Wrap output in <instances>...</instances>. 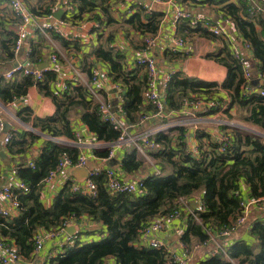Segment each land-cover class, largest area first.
<instances>
[{
    "label": "trees",
    "instance_id": "16d2710c",
    "mask_svg": "<svg viewBox=\"0 0 264 264\" xmlns=\"http://www.w3.org/2000/svg\"><path fill=\"white\" fill-rule=\"evenodd\" d=\"M210 3L225 4L219 11L230 18L238 34L250 45L252 59L255 61L256 71L264 77V18L256 12H250L246 4L240 0L231 3L230 0H207ZM3 2V1H1ZM75 12L71 15V22H79L84 15H92L98 28L120 25L130 29L140 36L141 42L133 48L134 51L143 48L144 36H155L159 33L162 14L156 11L145 13L143 4H137L136 11L117 22L111 16V6L116 0H71ZM120 2H123L121 0ZM264 7V0L258 1ZM26 4L28 5L27 1ZM38 17H45L47 8L30 9ZM189 20H184L176 26V36L191 37L193 34L215 38L200 25L191 27ZM19 24L18 19L11 23ZM4 22L0 19V66L9 64L16 58L14 50L16 35L13 29H3ZM261 30H257L256 26ZM49 36L61 46H67L59 35L48 31ZM35 37L29 40V50L25 53L26 63L37 66L45 62L43 49L50 44L44 36L34 31ZM128 34V32H127ZM114 33H110L107 41L110 45ZM78 46L75 45V48ZM223 53L211 56L215 62L227 69V75L220 84L203 82L194 78L182 77L179 73L170 75L166 87V106L170 111H179L184 99L191 97L202 99H216L219 107L209 111L211 115L221 111L230 114L231 109L243 111V121L257 127L264 133V96L257 94L243 95L241 86L244 83L241 67L232 58L228 49ZM95 57L105 63L113 83L123 87L122 110L124 120L129 126H134L144 110H153L145 106L142 93L146 86V73L140 74L137 69H126L123 65L124 55L113 50L110 46L99 45L94 50ZM223 54V55H221ZM58 56V55H57ZM180 53L167 51V60L180 58ZM59 62L61 61L58 56ZM137 68V67H136ZM142 69V68H141ZM143 70V69H142ZM144 71V70H143ZM92 72H88L89 77ZM44 80L35 82L29 76H22L19 82H5L3 74L0 77V104L6 105L15 99L26 96L29 87L35 85L43 94L50 97L55 105V112L51 117L32 118L29 109L24 108L17 113L23 123H30L33 129L47 134L52 138H65L76 141V131L71 124L72 114L79 115L80 122L92 134L93 140L110 144L115 142L120 131L109 122L101 119L99 105L92 100L84 87L76 82L64 81L66 89L60 91L55 87L53 93L49 83H54L57 75L51 69L43 71ZM220 92L225 98L220 97ZM219 94V95H218ZM218 95V96H217ZM215 97V98H214ZM224 125L219 131L228 136L231 142L219 151V143L203 131L194 134L197 140L198 155L193 157L187 151L185 131L174 127L165 132H159L150 137L154 148L148 149L149 156L162 172L161 176L148 175L144 180L141 194L126 193L110 194L106 189L103 172L92 176L91 181L96 185L94 197L72 192L73 180L68 179L54 197L49 208H45L40 199V188L53 172L61 157L66 155L73 164L79 159V149L67 144L54 141H44L37 157L28 164L17 166V176L27 191L15 190L19 201L16 217L4 219L0 216V236L17 249L19 255L29 260L33 253V239L37 229L46 231L56 230L65 222H76L80 217H87L102 226L103 237L88 243L78 242L73 248L62 255L49 259V264H103L105 259L112 258L115 264H176L175 252L167 246L159 249L139 246L143 230L155 219L169 217L173 212H179L182 233L176 239L186 251L193 248H207L210 236L218 235L222 231L233 230L237 217L242 212L244 198L241 186L248 189V199L264 197V142L252 135H244L238 129L231 130ZM223 130L225 132H223ZM134 131V130H133ZM132 131V132H133ZM135 132V131H134ZM133 132V133H134ZM11 138L6 145L11 157L23 156L35 142L37 135L26 132H10ZM176 141V142H174ZM121 159V169L126 174H135L147 166L133 146L125 147ZM99 158L108 156L107 149L95 150ZM46 184V183H45ZM200 195L202 209H192L191 213L183 212L177 204L180 200L188 203L195 195ZM193 215L199 219L196 222ZM248 224V234L251 240L237 239L226 244L227 240L236 233L223 239V251L216 256L208 255L198 264H231L226 257L238 264H264V219L254 217ZM244 226V225H243ZM179 248V246H178Z\"/></svg>",
    "mask_w": 264,
    "mask_h": 264
},
{
    "label": "built area",
    "instance_id": "2783aa9c",
    "mask_svg": "<svg viewBox=\"0 0 264 264\" xmlns=\"http://www.w3.org/2000/svg\"><path fill=\"white\" fill-rule=\"evenodd\" d=\"M3 1V2H1ZM27 0H0V4L3 3L6 7L10 8L13 12L15 19H18L19 24L15 27L16 39L14 50L16 55L20 51H24L25 41L29 35L33 34L34 31L40 32L45 39L49 42L51 40L49 32L53 31L57 35L61 36L62 27L66 26L71 22V15L75 12L74 5L71 0H53L52 5L47 7L49 13L45 17L35 16L28 5ZM135 0H123L124 4L133 3ZM146 3L143 4L144 12L151 13L155 11V8L162 3L166 2L168 5H172V10L170 17L172 19L173 25L177 26L184 20H189L191 27L200 25L201 29H205L210 35L219 39L224 43L225 47L230 52L233 59L240 65L242 75L244 78V83L241 86V92L243 95L257 94L264 96V77L261 76L254 68L251 66V61L249 56L252 54L250 51L249 43L237 33L236 28L230 18L222 13L216 14L215 17H203L195 14L193 12L187 11L186 9L174 5V0H145ZM242 3L246 4L250 12H256L264 18V7L258 2L259 0H240ZM236 2V1H235ZM58 11H62V15L59 19L55 18V14ZM163 21V19H162ZM161 21V22H162ZM161 25V24H160ZM97 27V25H96ZM264 32V31H263ZM159 34L155 36H145L142 40L143 48L134 52L133 65L142 68L146 73V86L142 93V99L145 106L150 105L153 110H144L140 116L139 121L133 126L127 125L124 120L125 113L122 110V94L123 90L120 89L118 84L111 82L110 84L115 87L116 95L114 101H106L102 96V91L104 89V81L106 80V75H103L99 70L93 71L91 76L86 79L79 68L72 64H69L71 69L72 79L71 81L78 83L85 88L89 96L94 102L99 105V114L102 120L109 122L114 128L120 131L119 138L110 144L101 143L97 144L99 147L94 146L96 150L107 149L108 156L106 160L114 158L115 152L120 149H124L127 146H133L137 151V154L145 160L150 168V174L155 176H161L162 172L157 168L154 162L151 160L147 150L154 148L153 142L150 141V137L159 132L168 131L171 128L178 127L183 128L186 136L187 151L193 157L198 155L197 140L194 137L197 131H203L208 134L211 139L220 144L219 151H224V148L231 142V138L225 136L222 133V137L216 138L212 133L207 130L211 124L216 127L224 126L223 120L218 117H212L209 111L216 110L219 107L218 101L215 99H202L191 97L190 99H184L182 107L179 111H170L166 106V87L169 81L170 75H164L160 80V75H158V65L157 60L151 55L153 48L158 40ZM186 41L183 38L176 37L170 43L168 50L171 53H177L180 49L186 48ZM27 52V51H26ZM21 54V53H20ZM48 65H51L52 70L58 75L59 71V58L55 52L49 53L47 57ZM48 68L40 70L37 66L28 65V63L17 62V64L9 71L4 72L3 79L6 82H11L16 75L30 76L35 82H42L44 80L43 71ZM51 69V68H49ZM65 80L60 82L58 78L55 82L56 88L60 91L66 89ZM1 109H5L4 106L0 105ZM225 106H222L221 111L217 114L222 115ZM152 122H156L159 125H151ZM3 121L0 119V145H7L11 135L8 133H2ZM135 132H134V131ZM134 133H133V132ZM258 137L264 142V133L255 132ZM95 141V140H94ZM176 142V141H174ZM60 144H67L66 142H60ZM69 145V144H67ZM71 146V145H70ZM77 147L79 144L73 145ZM80 152V149H79ZM87 156L80 152L79 159L76 164H73L71 160L63 155L56 167V169L50 173V176L46 182L52 181L54 178H59L64 175L67 178L69 175L68 171L72 167H82L87 168ZM29 167H33L32 163H28ZM88 172V177L84 183L73 182L71 186L72 192H79L83 195H88L94 197L96 194V185L91 181L92 176L98 175L99 172H103L105 178L106 189L110 194L115 193H126L131 195L141 194L144 187V180L147 177L145 174H139L136 177L124 178L120 175L119 171L109 167L103 170H90L86 169ZM18 190L24 192L27 188L19 182L17 185ZM178 208H182L183 212L188 211L191 213L193 207L185 200H180L177 204ZM256 207L258 210L264 211V197L260 199H247L243 202L242 212L237 217L233 230L222 231L220 234L210 236V242L213 246L209 247V255L211 257L216 256L219 252L223 251V239L229 238L234 230L245 225L248 220L251 208ZM197 209H202L200 202ZM19 201L14 190L7 185L0 183V216L4 219H10L13 212L18 213ZM182 215L179 212H173L169 217H163L161 219L153 220L148 227H146L139 240V246H145L147 248L159 249L164 245L159 237V233L163 230V225L166 228L167 224H171L176 220H180ZM196 222L199 219L193 215ZM73 222V221H71ZM71 222H65L61 225L59 229L46 231L41 229L39 232L35 233L33 239V253L36 255L41 252L46 243L49 241H55L59 235L65 233L68 225ZM180 222V221H179ZM180 227V228H179ZM175 229V232H179L177 237L182 233L181 225ZM79 241V236L73 234L65 237L61 240L60 249L63 250L60 255H62L66 250L73 248ZM179 249L182 251V255L175 256L176 264H189L190 257L188 251L183 249L181 244H178ZM226 259L231 264H236L235 260H231L226 257ZM26 259L22 258L14 245L7 242L6 239L0 236V264H27ZM42 264H49V258L43 261ZM238 264V262H237Z\"/></svg>",
    "mask_w": 264,
    "mask_h": 264
},
{
    "label": "crops",
    "instance_id": "0c3cea01",
    "mask_svg": "<svg viewBox=\"0 0 264 264\" xmlns=\"http://www.w3.org/2000/svg\"><path fill=\"white\" fill-rule=\"evenodd\" d=\"M120 1L121 0H116V2L111 6V16L117 22H121L124 17H127L128 15L136 11L138 8L136 6L137 4L139 5L146 3L145 0H135L130 4H124ZM52 2L53 0H27L28 8L32 9L33 7V9L36 10H45V8L52 5ZM230 2L235 3V0H230ZM174 5L180 6L187 11L198 14L199 16L215 17L216 14L221 13L219 10L225 4L210 3L207 0H174ZM171 10L172 5H168L166 2L155 8L156 12L162 14L161 19H163V21L161 20L162 22L159 27L158 40L155 44V47L153 48V51L151 52V55H153L157 60L159 69L158 75H160V80L164 75L179 73L182 77L194 78L203 82H215L217 84L222 83L226 78L227 69L210 58L211 56L223 53V49L226 48L224 43H222L219 39L208 38L197 34H193L189 38H183L185 39L187 45L185 49L179 50L178 53L181 54L180 58L170 61L167 60V58L165 57V53L169 51L168 47L176 36V26L173 25L170 13H168ZM91 17L92 15H84L81 21L75 23L70 22L66 26L62 27V35L60 37L67 42V46H61V44L51 39L49 40L51 49H43V55L45 58V62H47L49 53L57 51L60 54V67L56 68L59 70L57 71L59 72L57 75V79L59 78L60 82L62 80H65L70 83L72 75L69 64H72L75 67L79 68L82 75L86 79H88L89 77V70L90 72L99 70L103 75H106L102 96L106 101H114L116 89L113 86V83L112 85L110 84L111 78L106 65L102 61L98 60L93 52L101 44L105 47L111 46L113 50H117L124 55L123 65L126 69H137L139 70L137 72H139L140 74H144V71L141 68H136V66L133 65V57H131L135 52L133 48L141 42V39L140 36L132 32V30L122 28L120 25H113L111 27L108 26L106 28L102 27L95 30L94 28H96V24L92 19H90ZM0 19L4 22V25L2 27L3 29H13L14 31H16L15 27H13L11 23L16 21L17 19L14 18L12 10L6 7L3 3L0 4ZM256 28L258 31L261 30L260 26L258 25L256 26ZM111 32L114 33V37L109 45L107 37ZM34 37V34L28 36L25 41L23 53H19L16 58L9 64H5V66L3 67L0 66V77L2 76V74H4V72L11 70L18 61L24 64L26 63L25 53L29 48V40L33 39ZM53 42L57 43L60 46L61 52L57 49ZM75 45H77L78 47L75 48ZM249 58L251 61V66L255 71L256 62L253 61L251 55L249 56ZM47 68H51L52 70L53 67H51V65H48ZM20 79L21 75H16L10 83H13V81L19 82ZM55 82L49 83V88L53 93L55 92L56 87ZM119 87L123 90V87H121V85H119ZM219 94L221 98H225V95L222 92H220ZM2 106H4L5 109H1L0 119H2L3 123H6L10 127L8 134H10V132L25 131L23 127L24 124H27L31 127L30 123H23L17 117V113L24 108L29 109L32 118L43 119L51 117L55 112V105L53 104L51 98L43 94V92H41L35 85L28 88L26 96L15 99L13 102ZM233 109H231L229 113H231ZM218 116L223 120L226 126H230L229 123H227V121L224 119L225 115H212V117ZM71 124H73V126L75 127L77 136L76 141L67 140L65 138L54 139L47 134L36 131L35 135H37L38 139L33 142V144L29 147L30 149L25 153V155L16 157H11L9 155L6 149V145H0V183L9 185L14 191L17 190V185L20 182L16 173L17 166L23 163L28 164L29 162L33 161V159L37 157L44 141H54L56 143L66 142L67 144H69V146L71 145V147H73V145L75 144H79L80 152L84 153L87 156V168H89L90 170H103L112 167L119 171L120 175L126 179L130 177H136L139 174H145L147 176L150 174L151 171L148 167L147 169L145 168L142 171L140 170L135 174H126L121 169L120 162L125 153V148L117 150L115 152L114 158L110 160L97 157L94 154V151L96 149H94L93 147H99V145L97 144L101 143H96L97 141L93 140L92 134L80 122L79 115L72 114ZM151 125L159 124L151 123ZM207 130L216 138L222 137L223 135L219 131V128L214 124H211L209 127H207ZM226 132L228 135H230L229 131ZM86 169L82 167H72L68 171L69 175H67V178H64V175H62L59 178H54L50 182H45L46 184L44 183L40 188V199L43 206L45 208H49L52 205L54 197L57 195L63 184L68 179H71L76 183H84L87 178V174L85 172ZM241 192L243 193L245 199L249 198L248 189L245 185L241 186ZM199 198V194L195 195L193 197V200L189 201V204L193 208L194 205L195 207H198V204L200 202ZM17 214V212H13V216L10 219L16 217ZM254 217L264 219V211L261 212L258 211L256 207H252L247 221L251 220ZM179 225L180 222L178 220L174 221L171 224H167L165 231L166 234H161L160 237V239H162L163 241H165L164 238H166V246L170 249V251L175 252L177 254L176 256L182 255V251L178 248V244L176 242V239H178V237H176V239L173 238L172 240H167V235L169 232L173 233V231H175V229L179 227ZM40 230L41 229H37L35 233L39 232ZM69 234H77V236H79V241H81L82 243L100 240L104 235L101 224L94 223L87 217H80L78 221L71 222L68 225L67 229H65V233L59 235L55 241L47 242L41 252L37 253L34 256L32 255L29 260H25L26 263L42 264L46 259H53L56 256L60 255L63 251L60 249L61 240L69 236ZM237 239L251 240V237H249L248 234V226H246V224L238 228L236 233L227 240L226 244L230 245L233 240ZM211 246H213V244L210 242L207 248ZM207 248H193L194 250H197V252L195 256L194 254L189 255L190 264H198L200 260L205 258L208 255L207 251L209 248ZM235 263L237 264L236 261ZM103 264H115V261L112 258H107L105 259Z\"/></svg>",
    "mask_w": 264,
    "mask_h": 264
},
{
    "label": "rangeland",
    "instance_id": "374dc122",
    "mask_svg": "<svg viewBox=\"0 0 264 264\" xmlns=\"http://www.w3.org/2000/svg\"><path fill=\"white\" fill-rule=\"evenodd\" d=\"M33 8V7H32ZM144 38H145V36H144ZM142 40H143V38H142ZM53 44L57 47V49L61 52V49H60V46L57 44V43H55V42H53ZM28 47H30V44L28 45ZM29 50V48L27 49V51ZM55 54L56 55H60L57 51H55ZM57 75V74H56ZM215 98V97H214ZM224 115V114H223ZM243 116H244V113H243V111H241L240 109H238V108H235V109H233L232 111H231V113L230 114H225V117H224V119L227 121V123H229V125L230 126H228L227 128H229V129H231V130H234V129H238L239 131H240V133H242V134H244V135H252V136H257L258 137V135L255 133V132H259V133H261L262 131L260 130V129H258L257 127H255V126H253V125H251V124H249V123H247V122H245V121H243ZM223 118V117H222ZM152 123H156V122H152ZM23 127H24V129H25V131L26 132H31V133H33V134H35L36 133V129H33L32 127H30L29 125H27V124H24L23 125ZM223 132H225L224 130H223ZM151 160L154 162V160L151 158ZM145 162V161H144ZM145 164H146V166H148V164L145 162ZM258 210V209H257ZM253 211V210H252ZM258 211H261V210H258ZM262 212V211H261ZM246 226H248V224L246 225ZM180 228V227H179ZM166 228H165V226L163 225V230L159 233V237H161V234H166ZM179 234V232H175V231H173V233L172 232H169L168 233V235H167V240H172L173 238L174 239H176V237H177V235ZM165 239V241H163L162 239H161V241L164 243V245H167L166 244V238H164ZM209 248V247H208ZM196 252H197V250H190V251H188V255H190V254H194V256L196 255ZM183 254V253H182ZM189 264H190V262H189ZM191 264H194V263H191Z\"/></svg>",
    "mask_w": 264,
    "mask_h": 264
},
{
    "label": "water",
    "instance_id": "95a60500",
    "mask_svg": "<svg viewBox=\"0 0 264 264\" xmlns=\"http://www.w3.org/2000/svg\"><path fill=\"white\" fill-rule=\"evenodd\" d=\"M61 15H62V11H58L54 16H55V18L56 19H59L60 17H61ZM19 53H23V51H20ZM48 67V64H47V62H43V63H41L40 65H38V68L40 69V70H43V69H45V68H47ZM3 130H2V133H8L9 132V130H10V127L6 124V123H4L3 124ZM0 156H1V154H0ZM85 172H86V174H87V177H88V172L85 170ZM194 208H195V205H194Z\"/></svg>",
    "mask_w": 264,
    "mask_h": 264
},
{
    "label": "clouds",
    "instance_id": "9594fccd",
    "mask_svg": "<svg viewBox=\"0 0 264 264\" xmlns=\"http://www.w3.org/2000/svg\"><path fill=\"white\" fill-rule=\"evenodd\" d=\"M193 209H195V208H193Z\"/></svg>",
    "mask_w": 264,
    "mask_h": 264
}]
</instances>
